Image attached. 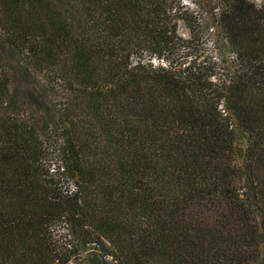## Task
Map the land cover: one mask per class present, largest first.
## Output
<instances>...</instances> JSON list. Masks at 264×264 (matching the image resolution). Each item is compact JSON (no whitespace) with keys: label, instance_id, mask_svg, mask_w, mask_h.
<instances>
[{"label":"trees","instance_id":"trees-1","mask_svg":"<svg viewBox=\"0 0 264 264\" xmlns=\"http://www.w3.org/2000/svg\"><path fill=\"white\" fill-rule=\"evenodd\" d=\"M209 2L221 73L179 0H0V264H264V4Z\"/></svg>","mask_w":264,"mask_h":264},{"label":"rangeland","instance_id":"rangeland-1","mask_svg":"<svg viewBox=\"0 0 264 264\" xmlns=\"http://www.w3.org/2000/svg\"><path fill=\"white\" fill-rule=\"evenodd\" d=\"M184 6L186 10L190 13H193L199 20V24H201V29L203 31V37L201 40V46L206 56L211 58L214 62L219 64L218 73L222 72V69H227L228 64L232 65L235 59V55L230 51L228 43L219 36L217 30L215 29L216 22L214 21L215 13L212 11V7L210 6L209 0H179ZM256 4H264V0H251ZM179 33L181 36L188 38L189 32L184 23H179ZM143 63H152L153 65H159V61L155 58H149L148 56H144L142 60ZM18 82L19 90H25L27 88L26 85L22 82L21 79ZM54 161V160H53ZM56 163V162H55ZM57 172V168L59 164H54L51 162L49 169H54ZM50 173H54V171H50ZM66 183V187H70L71 182ZM62 231H64L62 227Z\"/></svg>","mask_w":264,"mask_h":264},{"label":"built area","instance_id":"built-area-1","mask_svg":"<svg viewBox=\"0 0 264 264\" xmlns=\"http://www.w3.org/2000/svg\"><path fill=\"white\" fill-rule=\"evenodd\" d=\"M76 190L75 186L71 184V186L68 188L69 193H73Z\"/></svg>","mask_w":264,"mask_h":264}]
</instances>
